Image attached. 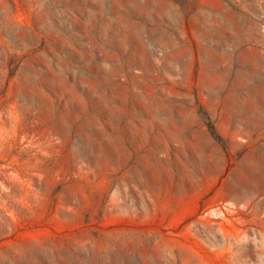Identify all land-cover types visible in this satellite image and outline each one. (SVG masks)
<instances>
[{
    "label": "rangeland",
    "instance_id": "1",
    "mask_svg": "<svg viewBox=\"0 0 264 264\" xmlns=\"http://www.w3.org/2000/svg\"><path fill=\"white\" fill-rule=\"evenodd\" d=\"M263 178L264 0H0V264H264Z\"/></svg>",
    "mask_w": 264,
    "mask_h": 264
},
{
    "label": "bare ground",
    "instance_id": "2",
    "mask_svg": "<svg viewBox=\"0 0 264 264\" xmlns=\"http://www.w3.org/2000/svg\"><path fill=\"white\" fill-rule=\"evenodd\" d=\"M170 26V25H169ZM179 33V32H178ZM180 35V34H179ZM169 39V38H168ZM257 82V81H256ZM264 179V178H263ZM256 189V188H255ZM257 190V189H256ZM246 195V194H245Z\"/></svg>",
    "mask_w": 264,
    "mask_h": 264
}]
</instances>
